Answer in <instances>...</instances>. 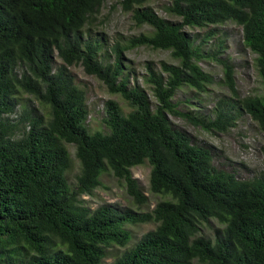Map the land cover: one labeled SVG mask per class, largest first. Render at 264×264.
<instances>
[{
	"label": "trees",
	"instance_id": "16d2710c",
	"mask_svg": "<svg viewBox=\"0 0 264 264\" xmlns=\"http://www.w3.org/2000/svg\"><path fill=\"white\" fill-rule=\"evenodd\" d=\"M169 1L168 11L181 22L144 7L147 0H119L135 25L150 31L116 43L110 62L99 40L84 38L107 0H0V264H102L109 248L130 244L128 225L148 223L157 227L114 264H264V173L243 180L217 168L212 150L171 120L223 133L245 112L264 132V96L241 97L227 62L224 83L235 106L220 101L215 118L204 119L174 102L183 87L203 93L213 83L200 61L211 57L202 46L215 33L197 44L189 28L241 27L264 84V0ZM140 47L170 51L179 62L163 61L159 71L146 64L144 82L155 104L144 88L131 85L124 62L125 52ZM76 66L131 108L125 113L117 101H107V132L88 129L86 92L71 71ZM24 95L47 114L21 106ZM68 144L81 164L75 187L67 177ZM146 162L151 192L166 198L152 211L93 210L82 199L93 196L110 172L137 204H147L132 173ZM212 220L224 228L205 235Z\"/></svg>",
	"mask_w": 264,
	"mask_h": 264
},
{
	"label": "rangeland",
	"instance_id": "374dc122",
	"mask_svg": "<svg viewBox=\"0 0 264 264\" xmlns=\"http://www.w3.org/2000/svg\"><path fill=\"white\" fill-rule=\"evenodd\" d=\"M171 5L169 0H147L144 7L152 8L159 16L171 21L181 22V19L168 11ZM150 28L137 27L131 13L122 10L119 0H107L100 14L84 29V38L99 40L102 46L103 57L112 62L115 53L112 51L116 43L124 45L129 37L149 32ZM193 38H197V44L203 40L204 35L213 31L215 36L203 43L204 55L211 57L200 61L202 69L210 74L213 83L207 91L198 93L189 87H183L177 91L174 102L179 104V109L191 113L200 118H215V109L218 102L229 105L235 101L224 83V66L227 62L234 68V77L237 89L241 97L264 96V84L256 67L257 55L244 43L243 30L234 23L205 28H189L186 30ZM178 64L170 51L155 50L148 47H140L124 53V62L131 72V85H139L147 92L153 104L155 99L150 88L145 85L146 64L153 63L160 70L161 62ZM60 64L59 59L56 60ZM77 85L86 92L89 118L87 126L90 133L97 131L107 132L104 122L106 118V103L109 100L117 101L125 113L131 108L119 96L109 93L103 82L96 77L89 76L83 67H71ZM21 106L29 109H39L42 114H47L43 106L28 95L21 98ZM23 112V108L18 109ZM241 111L237 107L235 112ZM20 113L11 116L17 119ZM173 124L185 131L201 146L212 150L214 164L217 168L235 173L240 179L251 180L264 173V132L250 115L239 112L238 119L233 128L226 132H209L198 128L181 118L172 117ZM72 159V168L67 177L72 186L77 184V176L81 171V164L76 156L74 145H67ZM133 176L138 180L142 192L148 197L147 204H137L127 193L126 183L117 179L112 173L107 172L102 177V185L95 190L93 196H83L86 205L95 210L102 205H112L119 209L131 208L136 212L152 211L156 204L165 200V196L156 195L150 190L151 166L148 162L132 169ZM132 240L126 247L113 246L107 250V256L102 264H114L121 255L134 247L146 233L157 227L155 223L128 225ZM224 228L216 220L205 225L203 233L213 236L214 231Z\"/></svg>",
	"mask_w": 264,
	"mask_h": 264
}]
</instances>
